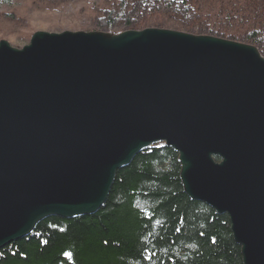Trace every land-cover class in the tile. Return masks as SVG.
Returning a JSON list of instances; mask_svg holds the SVG:
<instances>
[{"label":"water","instance_id":"95a60500","mask_svg":"<svg viewBox=\"0 0 264 264\" xmlns=\"http://www.w3.org/2000/svg\"><path fill=\"white\" fill-rule=\"evenodd\" d=\"M159 143L186 196L227 217L242 264H264L256 48L161 29L0 41V249L46 218L96 213L116 173Z\"/></svg>","mask_w":264,"mask_h":264},{"label":"trees","instance_id":"16d2710c","mask_svg":"<svg viewBox=\"0 0 264 264\" xmlns=\"http://www.w3.org/2000/svg\"><path fill=\"white\" fill-rule=\"evenodd\" d=\"M101 1L99 13L108 26L115 21L130 26L137 2L146 9L156 3ZM160 2L168 16L193 11L191 0ZM250 19V30L242 31L238 24L232 34L222 33L264 43L260 19ZM179 172L173 149L162 143L149 147L116 173L96 213L44 219L30 235L0 249V264H242L227 217L186 196Z\"/></svg>","mask_w":264,"mask_h":264},{"label":"rangeland","instance_id":"374dc122","mask_svg":"<svg viewBox=\"0 0 264 264\" xmlns=\"http://www.w3.org/2000/svg\"><path fill=\"white\" fill-rule=\"evenodd\" d=\"M154 1L153 9H146L147 5L142 7L137 2L133 7L136 16L132 19V25L115 21L108 26L106 17L99 13L103 7L101 0H0V41L19 50L29 44L36 32L120 34L125 31L161 29L252 46L264 58V43L253 44L247 42L245 37L236 39L226 35L232 34L238 24L243 28L242 31L250 30L252 15L260 19V28L264 29V0H191L193 11L171 16H168L170 13L163 4H159V0ZM239 7L242 9H237ZM244 8L247 11H243Z\"/></svg>","mask_w":264,"mask_h":264},{"label":"bare ground","instance_id":"6f19581e","mask_svg":"<svg viewBox=\"0 0 264 264\" xmlns=\"http://www.w3.org/2000/svg\"><path fill=\"white\" fill-rule=\"evenodd\" d=\"M228 220V219H227Z\"/></svg>","mask_w":264,"mask_h":264}]
</instances>
